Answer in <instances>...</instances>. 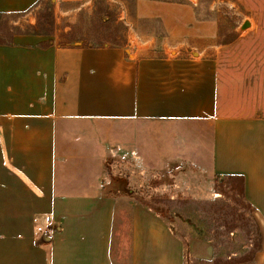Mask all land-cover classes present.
Wrapping results in <instances>:
<instances>
[{
  "label": "crops",
  "instance_id": "0c3cea01",
  "mask_svg": "<svg viewBox=\"0 0 264 264\" xmlns=\"http://www.w3.org/2000/svg\"><path fill=\"white\" fill-rule=\"evenodd\" d=\"M43 1L0 0L33 28L0 43V264H116V244L122 263L187 264L168 219L128 182L109 187L112 154L240 178L264 232V51L249 43L264 42V20H248L225 58L138 22L135 45L58 44L34 30Z\"/></svg>",
  "mask_w": 264,
  "mask_h": 264
},
{
  "label": "rangeland",
  "instance_id": "374dc122",
  "mask_svg": "<svg viewBox=\"0 0 264 264\" xmlns=\"http://www.w3.org/2000/svg\"><path fill=\"white\" fill-rule=\"evenodd\" d=\"M58 2L44 0L34 11L36 19H31L36 21L35 31L56 33L58 44L116 46L130 40L135 45L138 22L142 30L156 32L158 42L171 33L189 51L203 47L225 58L226 44L246 21L264 20V0H76L60 2V11ZM30 16L0 13V43L11 41L16 32L32 31ZM163 20L186 25L161 27ZM249 43L264 51L262 39ZM138 158L112 154L107 161L109 187L114 180L128 182L139 198L168 219L184 240L187 264L256 263L264 232L252 205L243 198L240 178L209 177L190 164L179 170L159 169L156 157L148 166ZM196 238L209 243L208 254L190 255L189 241ZM114 254L116 264H126L120 245L114 246Z\"/></svg>",
  "mask_w": 264,
  "mask_h": 264
},
{
  "label": "water",
  "instance_id": "95a60500",
  "mask_svg": "<svg viewBox=\"0 0 264 264\" xmlns=\"http://www.w3.org/2000/svg\"><path fill=\"white\" fill-rule=\"evenodd\" d=\"M248 26H249V21L245 22V23L243 24V27H242V28L244 29V28H246V27H248Z\"/></svg>",
  "mask_w": 264,
  "mask_h": 264
}]
</instances>
